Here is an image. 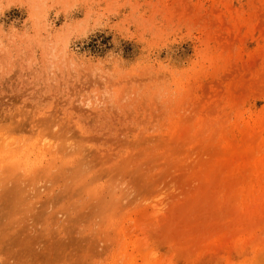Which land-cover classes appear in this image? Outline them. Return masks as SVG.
<instances>
[{"label":"rangeland","instance_id":"obj_1","mask_svg":"<svg viewBox=\"0 0 264 264\" xmlns=\"http://www.w3.org/2000/svg\"><path fill=\"white\" fill-rule=\"evenodd\" d=\"M22 158L0 264H264V0H0Z\"/></svg>","mask_w":264,"mask_h":264},{"label":"bare ground","instance_id":"obj_2","mask_svg":"<svg viewBox=\"0 0 264 264\" xmlns=\"http://www.w3.org/2000/svg\"><path fill=\"white\" fill-rule=\"evenodd\" d=\"M48 150V149H47ZM1 156H3V155H1ZM4 157V156H3ZM11 158V157H10ZM5 159H6V157H5ZM17 161L15 162V163H13L11 166H9V168H7V170H5V172H7L8 171V176H9V178H7L6 180L10 183V186L9 187H7L6 189L3 187V189H2V187L0 188L1 190H3V193H0V205H2V204H6L5 202L3 203V201H4V199H5V197H12V199L15 197H17V196H20L21 194L23 195V193L25 192L26 194H27V192L30 190V189H28L27 190V184L30 182V180L32 181L33 179H35V178H33V177H29V179L27 178V175H26V172H28L27 171V168L28 167H26L27 166V164H28V162H25V160L22 158L21 159V161H20V163H18V159H16ZM11 162V161H10ZM2 163V162H1ZM0 163V164H1ZM75 163V162H74ZM56 164V163H55ZM54 165V164H53ZM29 166V165H28ZM13 167V168H12ZM47 167L49 168L50 167V165H47ZM53 167V166H52ZM6 167L5 166H0V170L1 169H5ZM30 168H32V167H30ZM82 169V168H81ZM60 170V169H59ZM58 170V171H59ZM80 170V169H79ZM0 172H2V171H0ZM29 172H31V171H29ZM57 172V171H56ZM83 172V171H82ZM81 174V173H80ZM0 175L2 176V177H0V186H1V184L4 186V183L2 182V180H3V174L2 173H0ZM29 176V175H28ZM25 178H27L26 180H25ZM4 182H5V180H3ZM34 182H36V181H38V180H33ZM41 182V181H40ZM6 183V182H5ZM37 183V182H36ZM26 184V185H25ZM33 184V183H32ZM39 184V183H38ZM34 185V184H33ZM33 185H31V186H33ZM28 188H30V187H28ZM38 188V187H37ZM34 189H36V188H34ZM39 190V189H38ZM42 191V190H41ZM79 192L80 191H78V194H79ZM87 196V195H86ZM11 199V200H12ZM11 200H9V201H11ZM16 202H17V200H15ZM14 201V202H15ZM19 202H21V201H19ZM4 209V207L2 208V210ZM1 209H0V221L1 220H3V214H5L4 213V211H2ZM3 215V216H2ZM10 217V216H9ZM18 218V217H17ZM4 220H5V216H4ZM6 220H7V218H6ZM9 220V219H8ZM8 220L6 221L7 222V224H8ZM15 220V219H14ZM6 222H5V224H6ZM10 222V221H9ZM3 223H0V226L2 225ZM15 224H16V222H15ZM10 225V224H9ZM7 226V225H6ZM5 226V227H6ZM18 226V225H17ZM4 227V226H3ZM12 226H10V228H11ZM7 228V227H6ZM9 227H8V229H10ZM13 230V229H12ZM25 230V229H24ZM23 230V231H24ZM2 232V229H0V233ZM14 234V233H13ZM6 235H8V234H6ZM10 236H12V235H10ZM14 236V235H13ZM12 236V239L14 238ZM19 237V236H18ZM16 235H15V238L14 239H17L18 238ZM10 238V237H9ZM8 239V238H7ZM6 239V240H7ZM13 239V240H14ZM5 242H6V240L5 239H3ZM19 240V239H18ZM20 241H22V240H20ZM26 241H27V239H26ZM9 242V241H8ZM35 242V241H34ZM7 243V242H6ZM20 243V242H19ZM9 244V243H8ZM10 244H12V242L10 241ZM1 245H3V244H1ZM15 245V244H14ZM18 245V244H17ZM10 246V245H9ZM7 247V246H6ZM14 247V246H13ZM41 261V260H40ZM36 262V261H35Z\"/></svg>","mask_w":264,"mask_h":264}]
</instances>
